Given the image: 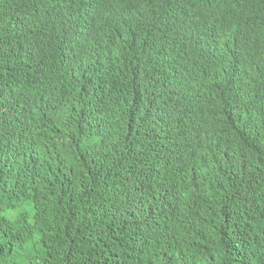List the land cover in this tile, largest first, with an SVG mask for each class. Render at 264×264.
I'll return each instance as SVG.
<instances>
[{
  "label": "trees",
  "instance_id": "1",
  "mask_svg": "<svg viewBox=\"0 0 264 264\" xmlns=\"http://www.w3.org/2000/svg\"><path fill=\"white\" fill-rule=\"evenodd\" d=\"M262 1L243 0L235 16L209 27L202 40L197 35L192 47L187 39L188 80L176 71L173 89L171 65L179 62L173 56L181 43L146 47L145 36L153 35L150 11L135 19L131 32L97 20L89 29L80 7L69 11L63 27L43 21L35 27L42 45L34 65L33 41L28 53L25 43L34 28L16 32L4 17L16 4L0 0V92L12 76L40 85L31 93V111L13 96L0 98V151L6 149L0 152V264H264V143L256 149L240 141L243 120L264 118ZM44 11L38 7L36 15ZM61 28L68 39L75 32L66 44L70 51H77L81 31L85 38L96 29L105 65L96 61L101 53L90 51L81 59L68 53L61 63L60 47L53 64L51 43L60 40ZM235 33L243 36L239 52L248 56L247 74L213 85L202 55L217 38ZM164 65L168 97L162 99ZM43 75L50 87L42 86ZM154 83L159 103L152 99ZM44 89L47 96L38 92ZM101 93L104 104L121 107L106 106L107 117L98 120L93 110ZM59 120L68 123L64 132L48 137L61 128ZM63 140L70 143L61 146Z\"/></svg>",
  "mask_w": 264,
  "mask_h": 264
},
{
  "label": "clouds",
  "instance_id": "2",
  "mask_svg": "<svg viewBox=\"0 0 264 264\" xmlns=\"http://www.w3.org/2000/svg\"><path fill=\"white\" fill-rule=\"evenodd\" d=\"M201 1H205L204 4H209L211 1H218L221 3L233 1V5H231V7H227L228 5L222 6L220 3H217L219 5H210L212 7L209 8V5H199ZM242 1L243 0H14L16 9L11 15H5L4 17L5 20H9L13 28L18 29V31L21 32H26L34 28V19L32 20V18L29 17L32 14L27 12V10H30L34 6H36V9L39 7L40 11H44L43 6L48 5L45 9L46 13H44V15H36L37 26H39V23L42 24L44 21L49 25H55L57 27H63L67 23L69 11L72 8L74 9L80 7L87 13L89 12V9H93L94 12H96L94 13L95 16L99 8L106 7L107 14L105 19L100 20L98 18L96 20L101 23V25L105 26L115 24L127 26L130 24L122 32H131L135 19L139 16V14L133 15V17L125 15L122 12L123 4H128L126 6L127 13H129V11H127L128 7H136L140 13L150 11L152 15V26L150 28L151 34L157 30L166 33L170 40V43H168V38L166 35V43H168L166 45L173 46V43L176 44L180 42V26L182 25L184 19H186L187 22V27L185 28L188 30L184 38L187 40L188 34L190 39V28L195 30L196 37L197 35H200L201 29L204 33L209 27H212L223 21L221 20L219 22H215L210 20L212 15L221 14L218 12H224L222 14H225V19L235 16V13L240 7ZM99 3L100 5H98ZM50 6L51 8H48ZM192 6L197 7L194 9L193 25L191 23V14L193 11L191 9ZM49 12H51L52 16L48 21L47 15ZM15 17L17 19H15ZM201 23L202 27H200ZM175 24L178 26V30L174 35L173 26ZM162 29L166 30L167 32L163 31ZM242 37L243 36L241 34L230 35L225 38L219 37L216 39V41L211 43L210 47L204 52L202 63L205 67L204 69L207 80L211 84L218 85L220 87L226 85L235 77H240L247 74L246 72L249 67L248 56L239 52V44L241 43L239 40ZM227 41H229L231 44H227ZM157 43L160 46L159 48L164 46L162 41L161 43ZM259 53L264 57V44L261 47ZM214 58H221V60L215 63L213 61ZM6 82V89L3 88L2 95H0L2 100L4 97L8 98L13 96V99L15 101L19 100L23 106H25L24 104L26 103L28 104V101H31L29 106L31 105L32 92H30L28 95H25L24 92H21L20 95L18 92L17 86L21 85V91L23 90V84L27 83L24 76H12V78L7 79ZM10 87H12V90L8 91ZM262 120L263 121H254L252 119L243 120L240 127V141L246 145L253 146L256 149L257 147L262 149V145L264 143V118H262ZM262 151L264 152V149Z\"/></svg>",
  "mask_w": 264,
  "mask_h": 264
},
{
  "label": "bare ground",
  "instance_id": "3",
  "mask_svg": "<svg viewBox=\"0 0 264 264\" xmlns=\"http://www.w3.org/2000/svg\"><path fill=\"white\" fill-rule=\"evenodd\" d=\"M117 1H125V0H117ZM204 2L205 1H201L200 2V4L199 5H209L208 7L210 8V7H212V6H210V5H219V4H217V3H220L222 6H225V5H228L227 7H231V5H233V1H228V2H226V3H221V2H218V1H211V2H209V4H204ZM247 2V1H246ZM263 2V1H262ZM264 3V2H263ZM98 5H100V3L98 4ZM128 4H123V13L125 14V15H127V16H129V17H133V15H137V14H139V15H141V13L140 12H138V9H136V7H128L127 8V11H129V13H127L126 12V6H127ZM48 6V5H47ZM47 6H43V9L45 10L46 8H47ZM197 7H194V6H192L191 7V9L193 10L192 11V14H191V23H192V25H193V23H194V19H193V17H194V9H196ZM259 9H264V7H261V8H259ZM27 12L28 13H33V17H34V29H33V34H32V38H31V40L29 39V33H27L26 34V36H25V43L27 44V53H28V45L30 44V42L31 41H33V64L34 65H36V64H38L37 63V60H38V54H39V48L41 47V45L42 44H38V37H37V31H36V26H37V24H36V13L38 12V9H36V6H34L33 8H31L30 10H27ZM45 12V11H44ZM137 12V13H136ZM172 12V11H171ZM46 13V12H45ZM94 13H96V12H94V10L93 9H89V12H88V20H89V29H90V27L92 28L94 25H96V19H100V20H104L105 19V17H106V14H107V9H106V7H102V8H99L98 9V12H97V14H95V16H94ZM218 13H221V14H217V15H212L211 17H210V20H212V21H215V22H219V21H221V20H224L225 19V14H222V13H224V12H218ZM16 14H17V12H16ZM97 15V16H96ZM163 16H166V15H163ZM162 16V17H163ZM15 19H17L16 17H15ZM159 19V18H158ZM0 20H2V19H0ZM140 20H141V17L140 16H138V22H140ZM79 21H80V23H82L83 22V20H82V16L80 17V19H79ZM107 21V20H106ZM10 23V22H9ZM201 26L200 27H202V23L200 24ZM142 27H144V24H142ZM185 27H187V22H186V19H184L183 20V23H182V25L180 26V32H181V34H180V43H181V45L179 46V48H177V50L175 51V53H176V55H174L173 56V58H176L177 60H179V62L177 63V64H175V65H171V68H172V81H176V71H179L180 73H181V81L182 82H184V81H186V80H188L187 78H186V76L188 75L187 74V63H186V60H185V58H184V55L186 56V54H187V51H186V48L188 47V45H187V41L185 40V38H184V36H186V33L188 32V30H186V28ZM81 30H82V28H80ZM62 30H64V28H61L60 29V36L61 37H59V39L60 40H58L57 41V39L56 40H53V42L51 43V46H52V48H50V50H51V52H50V56H52L53 57V59L55 60L54 62H53V64L54 63H56L57 61H56V57H54L53 55H55V53H56V51H55V49L56 48H58V47H60L61 49H62V51L60 52V54H61V58H60V62L61 63H65L67 60H68V52H67V42H68V40H73V39H75V32L73 31V30H71V34H70V38L68 39V35H67V32H65V33H63L62 34ZM163 31H166V30H164V29H162ZM173 30H174V32H173V34L175 35L176 34V31L178 30V26L175 24L174 26H173ZM16 32H18V29H16ZM167 32V31H166ZM153 35H152V37L151 36H149L148 34L145 36L146 37V42L144 43L145 45H146V47L149 49V50H151V48H155V49H157V48H159L160 46H159V44L157 43V42H160L161 43V41H162V44L165 46L166 44H168V43H166V34H163V35H157L156 33H152ZM200 35H202V37H200L199 39H203V30L201 29V33H200ZM80 38H79V42H80V48H79V57H77L76 56V51H73V50H71L70 52H69V56L71 57V58H75V59H81L82 57H83V55L85 56H87V51H84V48H83V43H84V32H80ZM56 38V37H55ZM88 39H89V41L93 44V45H95V49H93L92 51H90L91 53H96V54H99V53H101L99 56H98V58H97V63L98 64H100V66H104L103 65V63L106 61V50H104L105 48H101L100 47V40L98 39V34H97V30L96 29H93L92 31H91V33L88 35ZM173 41V40H172ZM43 42V47H46V45H45V41H42ZM197 41H196V38H195V30L194 29H192V28H190V45H191V47H192V45L194 44V43H196ZM134 44L136 45V46H138V45H140L139 43H137L136 41L134 42ZM186 44V45H185ZM99 48V49H98ZM154 49V50H155ZM184 50H185V52H184ZM115 51H116V48H115ZM179 51V52H178ZM75 53V55L74 56H76V57H72V54H74ZM48 53H47V49H45V50H43V56L45 57L46 55H47ZM238 61H240V60H238ZM173 62V61H172ZM168 65V64H167ZM163 66L162 67V69H161V73H162V76H161V82H162V90H164V93L161 95V98L162 99H164V98H167L168 97V92L165 90V88H166V81H167V76H168V74H167V72H168V66ZM238 67H239V62H238ZM106 71H107V69H106ZM240 72V71H239ZM241 73V72H240ZM105 74V73H104ZM50 76V75H49ZM189 76L191 77V71H190V73H189ZM9 77V76H8ZM155 77L156 78H158V75L156 74L155 75ZM36 78H37V75H36ZM43 81V84L44 85H42V86H47V87H50V85L49 84H45L46 83V81L44 82V80L45 79H47L46 78V76L45 75H43L42 77H40ZM192 78H195L194 76L192 77ZM26 80V79H25ZM26 84H23V90H21L20 91V87H21V85H18L17 87H18V92L20 93V95H21V92H24L25 93V95H28L30 92H36L34 89H35V87H37V86H40L39 85V83H29V80H26ZM49 82V80L47 81V83ZM174 82H172V88L173 89H175V88H177L176 87V82L174 83ZM55 83L56 82H53V86L55 85ZM64 83H66V82H64ZM108 83V82H107ZM106 83V84H107ZM192 83H194V81H192ZM105 84V85H106ZM37 85V86H36ZM105 85H103L104 87H105ZM147 85L146 84H144L141 88H144V87H146ZM61 87V85H58V87H54V88H60ZM240 87V84H237V86H236V88L238 89ZM101 87H99V89H100ZM153 90H152V93H153V95H152V99H153V101L155 102V103H159L158 101V99L160 98V96H159V91H158V86H157V84H153ZM5 89H6V87H5ZM47 89V88H46ZM46 89H44V90H41V91H38L39 92V94L40 95H44V96H47V95H45V92L47 91ZM80 89H82V86H79V90ZM81 93H83V91H78V94H81ZM2 94V91L0 92V95ZM146 95H148L149 97H150V94L149 93H147ZM145 95V96H146ZM21 97H23V96H21ZM54 97V96H53ZM235 97H238V94H235ZM24 98V97H23ZM25 98H27V97H25ZM64 97H62V99H63ZM185 98V90H184V85H182V92H181V100H183ZM8 99H11V97H8ZM105 99H107V95L105 96L104 94H102L101 93V96H99L98 98H97V101H96V108H95V111L93 110V114H94V116L95 117H97V118H99L98 120H101V118H106L107 117V115L105 114L106 112H109L110 111V109L109 108H106V106L107 107H110L111 109H116V107H121V105H119V104H117V106H115L114 105V103H112V102H109V104H104L105 102H104V100ZM191 100H192V102L191 103H193L194 102V99H193V97H191ZM57 101H58V99H57ZM149 101L150 100H146V103H149ZM17 102L18 103H16L17 105H19L21 108H22V106H21V103H20V101L19 100H17ZM22 102V101H21ZM31 101H28V104L26 103V104H24L25 105V107L24 108H22V109H26L27 111H31V110H28L29 109V103H30ZM67 102V101H66ZM236 102V101H235ZM182 104V103H181ZM119 105V106H118ZM105 106V107H104ZM182 106H184V105H182ZM124 108H125V105H124ZM186 108V107H185ZM67 110H70V108L68 107V109ZM51 111V110H50ZM65 111V110H64ZM84 111H91V109L90 108H85V110ZM36 112V111H35ZM114 112V111H113ZM112 112V113H113ZM119 112V111H118ZM38 113V112H37ZM91 114H92V111L90 112ZM193 115H194V113H192V117H193ZM48 119H49V121L51 120V116L50 117H48ZM201 119V118H200ZM33 123V122H32ZM57 123H58V125L57 126H55V127H61L60 129L58 128V129H56V130H52V131H47V136L48 137H52L51 135H50V133L49 132H53V133H55V135H59V134H62L63 132H64V128H62V126L63 127H65V126H67L68 125V123H65V125H63L64 123H63V121L62 120H59V121H57ZM49 127L51 126V124H50V122H49ZM54 127V128H55ZM17 128V127H16ZM15 128V130H14V132H15V134H18L19 133V131L17 130ZM77 127H75V126H72L71 128H70V130L69 131H71V130H73V129H76ZM183 133V132H182ZM191 133H192V135H191V137L193 138L194 137V133L192 132V130H191ZM77 136H82V134H78ZM52 139V141H53V138H51ZM82 140H84V138H82ZM180 141H181V144H182V146L184 145V142L186 141V138L184 137L183 138V136L181 135L180 136ZM70 142H68V141H65V140H63L62 142H61V146H65V145H68ZM78 143V142H77ZM81 145V144H80ZM192 145H195V144H192ZM98 146L99 147H101V144L99 143L98 144ZM193 148V147H192ZM67 150H70L71 151V147H70V149L69 148H67ZM102 150H107L106 148H103ZM0 152H6V149H4L3 151H0ZM9 153H11V151L9 150L8 151ZM16 152H18V151H16ZM24 154H27L28 152H23ZM54 153V152H53ZM57 154V153H56ZM191 154H193L194 155V152L193 151H191L190 152V155ZM175 156V155H174ZM181 156L183 157V158H186V152L184 151V150H182L181 151ZM59 159V158H58ZM70 158H68V160H69ZM161 189H162V187H161ZM158 190V187L154 184V191L156 192ZM158 197V196H157ZM162 215H164L165 216V212L163 211L162 213H161ZM156 218V217H155ZM187 246H189L188 244H187ZM187 261V260H186ZM186 261H184L186 264H189V262H186Z\"/></svg>",
  "mask_w": 264,
  "mask_h": 264
},
{
  "label": "water",
  "instance_id": "4",
  "mask_svg": "<svg viewBox=\"0 0 264 264\" xmlns=\"http://www.w3.org/2000/svg\"><path fill=\"white\" fill-rule=\"evenodd\" d=\"M29 17H31L32 18V15H30ZM32 20H33V18H32ZM39 25H41V23H39ZM130 24H128L127 26H129ZM258 25V24H257ZM15 26V25H14ZM127 26H124V25H122V24H120V25H118V24H115V25H109V26H107V27H109L110 29H113V30H115V31H117V32H122ZM124 27V28H123ZM255 28H256V30H257V26H255ZM152 33H156L157 35H161V34H166V33H163V32H161L160 30H157L156 32L154 31V32H152ZM161 33V34H160ZM167 35V34H166ZM167 38H168V43H170V40H169V36L167 35ZM187 38H188V40H189V34H188V36H187ZM84 40H85V42L83 43V48H84V51H91V49H89V47H88V36H86L85 38H84ZM227 44H231L229 41H227ZM173 45L174 46H176L174 43H173ZM79 46H80V43H79ZM77 47V51L76 52H78L79 53V48L80 47ZM195 46V45H194ZM193 46V47H194ZM189 49H190V47H188ZM247 49L249 50L250 48L249 47H247ZM67 51H68V53H69V51H70V49L67 47ZM202 57H203V55H202ZM60 78H61V76L59 75V77H58V80H60ZM110 86H112V84L110 85ZM200 139H201V137H200V135L198 136V138H197V140H196V142H197V144H198V142L200 141Z\"/></svg>",
  "mask_w": 264,
  "mask_h": 264
}]
</instances>
